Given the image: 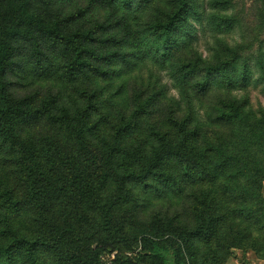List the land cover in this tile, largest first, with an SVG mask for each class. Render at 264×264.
Wrapping results in <instances>:
<instances>
[{
	"label": "rangeland",
	"instance_id": "374dc122",
	"mask_svg": "<svg viewBox=\"0 0 264 264\" xmlns=\"http://www.w3.org/2000/svg\"><path fill=\"white\" fill-rule=\"evenodd\" d=\"M175 12L180 13L177 21L180 44L168 62H157L156 59H160L158 53L154 54L157 40L141 30L146 23L165 20ZM130 16L139 27L135 52L140 62L129 69L119 64L118 68L124 71L112 79L92 76L65 79L57 69L40 77L27 59L22 68L6 74L9 99L30 98L35 106L50 107L49 115L40 120L18 123L12 130L9 127L5 130L0 125V190L12 192L17 200L16 207L10 208L0 199V245L17 247L24 242V247H32L35 242H45L35 249L36 262L32 261L30 252L27 255L22 252L14 264L75 263L74 259L63 255L55 232L51 230L52 219L58 227L63 228L67 222L68 227L76 231L75 237L67 238L65 242L67 251L82 252L86 258H96L98 264H119V258L121 261L128 257L138 264H151L138 255L135 237L142 230L171 219L172 225L183 230L200 226L195 208L201 199L199 192L209 186L208 179L196 175L186 182L185 190L180 193L173 185L166 187L161 176L150 171L158 154L169 153L165 143L175 139L176 123L183 121L191 99L200 115L206 110L214 112L223 98H233L244 108L245 122L211 125L192 139L194 153L203 163L210 162L215 166L212 175L218 176L220 184L226 182L224 178L230 174V168L214 154L219 152L214 139L216 142L222 140L229 147L232 145L234 153L248 152L238 144L242 136L251 137L255 130L261 134L260 145L256 148L264 153V0H147ZM198 60L200 67L188 79L189 85L202 81L209 73L212 86L202 96L195 95L197 89L183 94V109L173 113L170 98L181 99L180 86L175 81V65L182 62L196 64ZM227 75L237 83L229 84ZM143 90L144 93L139 94ZM139 95L141 101L147 103L142 113L133 118L141 105ZM82 113L87 116L84 126L91 130L92 145L87 139L86 143L78 139ZM13 133L23 141H17ZM31 143L40 147L37 152ZM112 150L120 151L116 153L119 179L124 176L132 182L124 188L129 197L118 202L124 218L118 227V237L109 246L96 249L104 236L98 235L96 217L81 211L72 186L64 189L63 181L67 178L64 163L76 154L82 156L87 167L91 166L93 175H99L98 189L102 187L99 193L106 196L101 203L107 204L110 197L116 195L118 200V194H122L116 177L106 181L99 171L106 152ZM31 155L43 165H33ZM165 162L169 165L167 171L183 176L180 172L184 168L177 161L167 157ZM162 164L160 171L164 172L167 168H164V161ZM31 167L34 174L29 170ZM38 168L46 169L56 181V187L50 185L48 197L36 200L31 196V187L33 183L34 187L41 184ZM51 188H54L52 192ZM218 228L213 237L197 235L191 238V264H230L233 259L239 264L243 262L245 249L241 247L245 242L241 237L245 220L240 216L235 227L230 228L228 222H223ZM228 236H233L235 245L229 253L225 242ZM15 257L16 253L13 254ZM7 259L2 255L0 264L6 263ZM135 260L126 261V264H137Z\"/></svg>",
	"mask_w": 264,
	"mask_h": 264
},
{
	"label": "trees",
	"instance_id": "16d2710c",
	"mask_svg": "<svg viewBox=\"0 0 264 264\" xmlns=\"http://www.w3.org/2000/svg\"><path fill=\"white\" fill-rule=\"evenodd\" d=\"M146 1L0 0V125L4 126L5 130L7 127L12 130L18 123L40 120L49 115L48 105L35 106L30 98L13 101L7 97L6 74L22 68L26 59L38 76L46 77L57 69L65 79H75L79 76L112 79L121 70L124 71L118 68L119 64L126 69L135 65L136 62L138 64L140 58L136 56L135 47L138 45L136 32L139 27L132 22L130 14L140 10ZM179 16L180 13L175 12L165 20L146 23L141 30V33L146 32L157 40L154 52L159 54L160 59H156L157 62L159 60L168 62V58L174 54L180 44L178 40L180 27L177 25ZM199 63L200 60L196 64L182 62L175 65V81L180 86L181 99L170 98V106L174 107L173 113L179 108V110L183 109L181 107L183 94L186 95L188 91L197 89L195 95L202 96L210 90L212 85L209 73L205 74L202 81H197L194 85L188 83V79L198 71ZM262 72H264V65H262ZM226 80L231 85L237 83L232 76L227 75ZM140 93L143 94L144 90ZM139 101L141 105L135 111L133 118L142 113L147 103V101L145 103L141 101L140 95ZM220 103L221 105L217 106L214 112L209 113L212 109L206 110L200 115L199 111L195 110V103L191 99L183 121L176 123L178 133L175 139L165 143L169 153L158 154V160L151 165L150 171L157 177L161 176V181L166 187L173 185L179 189L180 193L185 190L186 182L196 178V175L208 179L207 184H209L206 189L199 192L201 199L198 200L197 208H195L198 211L196 215L199 214L201 221L200 226L193 230H186V228L183 230L172 225L171 219L159 222L157 226L144 229L136 235L138 255L151 264H168L170 259L167 258V254L173 255L177 264H191L189 245L193 236L213 237L218 233L219 223L228 222V226L232 228L235 227V222L240 216L242 220H245V230L241 237L245 245L241 248L245 251H254L264 259V153L258 152L256 148L260 143L261 134L252 130L251 137L242 136L238 146L247 149L248 152L244 150L239 153H234L232 145L229 147V144L223 143L222 140L216 142L214 139L213 143L217 144L215 148L219 151L214 154L230 168V174L224 178L226 180L224 184L219 183L218 176L212 175L215 166L210 162L203 163L193 151L192 139L196 138L204 128L211 125L238 124V121L245 122L244 108L237 100L223 98ZM85 118L87 116L82 113L81 121L79 119L80 123H78L81 126L78 129L80 130L78 139L83 143L89 140V145H92L89 137L91 130L88 127L85 129L84 126ZM13 135L17 141H23L17 139L16 133ZM31 145L36 152L40 148L32 143ZM106 153L99 171L106 181L115 176L117 183L120 184L119 191L122 193L118 194V200L116 195L110 197L111 201L109 200L107 204L101 203L106 196L99 193L102 191L101 186L98 189L99 175H93L91 166L87 167L82 156L76 154L67 158L64 163L67 170L65 171L67 178L63 181L64 189H67L69 185L72 186L76 192L75 196L79 198L81 211L96 217L98 235L104 236L101 237V241H98L96 249L99 246H109L111 241L118 237V227L124 221L120 210L121 203L118 202L129 197L124 188L132 182L130 178L127 179L124 176L121 180L119 179L121 176L116 153L120 151L112 150ZM167 157L177 161L178 165L184 168L180 172L183 176L167 171L169 168L165 162ZM30 159L33 165H43L42 162H37L33 155ZM163 161L164 168L167 169L161 172L160 167L163 166ZM32 169V167L29 168L31 171ZM38 169L37 177L41 184L39 187H34L35 183H33L31 187V196L36 200L47 198L50 185L51 187L56 185V181L54 182L45 168ZM45 184L48 185L43 187ZM54 188H51V192ZM0 199L10 208H15L17 205V200L10 191L1 192L0 190ZM41 206L45 208L46 205ZM65 210L68 211V209ZM51 221L53 226H50L51 230H54L56 241L60 243L65 257L74 259L73 264H98L96 258H86L82 252L67 251L65 242L67 238H74L76 231L68 227L67 222L62 228L58 227L55 220ZM225 242L226 252L229 253V249L235 246L233 236H228ZM44 243L35 242L32 247H24V242L17 247L0 245V261L4 255L8 259L3 264H14V260L18 261V255L22 252L25 255L30 252L32 261L36 262L35 249L42 247ZM14 253H16L15 258H13ZM120 259L119 264L135 260L132 257H128L127 260L120 261Z\"/></svg>",
	"mask_w": 264,
	"mask_h": 264
},
{
	"label": "crops",
	"instance_id": "0c3cea01",
	"mask_svg": "<svg viewBox=\"0 0 264 264\" xmlns=\"http://www.w3.org/2000/svg\"><path fill=\"white\" fill-rule=\"evenodd\" d=\"M230 264H239V261L233 259ZM241 264H264V259L260 258L254 251L246 250L245 258Z\"/></svg>",
	"mask_w": 264,
	"mask_h": 264
},
{
	"label": "water",
	"instance_id": "95a60500",
	"mask_svg": "<svg viewBox=\"0 0 264 264\" xmlns=\"http://www.w3.org/2000/svg\"><path fill=\"white\" fill-rule=\"evenodd\" d=\"M167 258L170 259V261H169L168 264H177V263H176V259H175V257H174L173 255L168 254V255H167Z\"/></svg>",
	"mask_w": 264,
	"mask_h": 264
}]
</instances>
